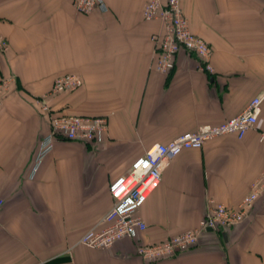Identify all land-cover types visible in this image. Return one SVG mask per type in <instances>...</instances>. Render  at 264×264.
I'll return each instance as SVG.
<instances>
[{
	"label": "crops",
	"instance_id": "crops-1",
	"mask_svg": "<svg viewBox=\"0 0 264 264\" xmlns=\"http://www.w3.org/2000/svg\"><path fill=\"white\" fill-rule=\"evenodd\" d=\"M89 14L74 0H0V80L11 78L0 107V264H264V192L241 224L202 231L173 257L144 260L140 243L164 241L199 225L209 198L236 207L264 174V0H181L192 32L212 47L213 71L182 49L170 73L156 68L159 20L149 0H105ZM75 91L38 98L65 74ZM262 96L256 127L201 148L184 149L164 169L138 214L146 229L109 248L81 238L102 228L110 184L151 146L201 125H217ZM108 117L101 141L58 137L33 173L50 114Z\"/></svg>",
	"mask_w": 264,
	"mask_h": 264
},
{
	"label": "built area",
	"instance_id": "built-area-1",
	"mask_svg": "<svg viewBox=\"0 0 264 264\" xmlns=\"http://www.w3.org/2000/svg\"><path fill=\"white\" fill-rule=\"evenodd\" d=\"M76 10L89 14L96 9L108 11L105 0H74ZM146 20H159L163 33L155 34L158 58L156 68L162 73H170L175 67L178 52L185 49L194 53L202 63L203 69L212 72L211 57L213 49L202 37L192 32L188 18L183 13L181 0H149L144 7ZM8 48L7 40L0 35V50ZM11 78L0 80V107L3 96L9 90ZM83 84L79 74L71 73L57 77L49 94L38 98L40 108L51 112L49 95L75 91ZM262 96H256L238 115L217 125H201L194 131L185 132L166 143H156L139 156L126 172L110 184L113 206L104 217L102 228H92L81 238V243L91 248H109L124 238L137 237L147 225L138 214L140 207L159 186L164 169L184 149L201 148L208 140L219 136L236 134L242 138L250 129L256 127L261 112ZM51 131L45 135L39 146L33 173L42 159L53 150L58 137L79 140L86 143L101 141L108 128V117L92 115L50 114ZM264 141V133L261 134ZM264 192V174L252 182L251 189L236 207L215 202L209 198L210 205L199 225L154 243H140L138 254L147 261L173 257L198 243L202 231L233 228L247 218L248 212ZM5 201L0 197V209Z\"/></svg>",
	"mask_w": 264,
	"mask_h": 264
},
{
	"label": "rangeland",
	"instance_id": "rangeland-1",
	"mask_svg": "<svg viewBox=\"0 0 264 264\" xmlns=\"http://www.w3.org/2000/svg\"><path fill=\"white\" fill-rule=\"evenodd\" d=\"M129 167H130V166H129ZM127 170H128V169H127ZM127 170H126V171H127Z\"/></svg>",
	"mask_w": 264,
	"mask_h": 264
}]
</instances>
